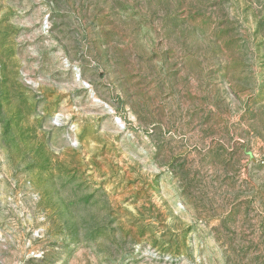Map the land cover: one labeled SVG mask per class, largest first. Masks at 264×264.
Here are the masks:
<instances>
[{
    "label": "rangeland",
    "instance_id": "1",
    "mask_svg": "<svg viewBox=\"0 0 264 264\" xmlns=\"http://www.w3.org/2000/svg\"><path fill=\"white\" fill-rule=\"evenodd\" d=\"M0 264H264V0H0Z\"/></svg>",
    "mask_w": 264,
    "mask_h": 264
}]
</instances>
